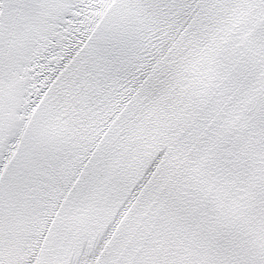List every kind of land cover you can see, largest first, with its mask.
<instances>
[{"label":"bare ground","instance_id":"bare-ground-1","mask_svg":"<svg viewBox=\"0 0 264 264\" xmlns=\"http://www.w3.org/2000/svg\"><path fill=\"white\" fill-rule=\"evenodd\" d=\"M102 1L103 2L101 3V5H99V11L97 12L96 17L94 18V21L92 23L91 30L93 29V27H95V24H99V20L97 22L96 20L101 17L102 14H104L113 0ZM81 3L82 0H71V7L69 11H67V14L65 16L61 14V18L64 19L65 25L62 28L64 30L60 31L58 40L54 41L51 39H47L45 42L39 44L40 46L32 49L28 54L26 60L24 61L25 65L23 68L22 77H20V79L18 80V84L21 85L18 88V91L20 92V98L24 99L25 103H29V106H31L32 103L34 105L38 103L41 97H43L52 80L55 79L58 74H60V71H62L66 63L70 61L72 56L78 52L77 50L79 49V46H83V44L87 42L86 37L89 32L83 33L82 35H80L81 37L79 36V38L74 41V43H71L74 45L71 46L70 49H65V46L69 44L71 35L76 33L70 29V27H72L70 26V24L73 23L72 20L75 13H78V10H80ZM97 5L98 3L95 4V6ZM161 5H163V2L159 4V7ZM153 18L156 20V24L158 25L157 29H160L161 31L163 30L164 39H167V36H170V27L168 23L159 20L157 14ZM137 21L139 23L138 26H136L135 28V25H132V27L130 26L129 29H131V31L137 29L139 31L137 33L142 35V37H150L151 34L149 32L143 29L142 31L140 30L142 28V25H144V21L142 19H138ZM161 31L159 33H161ZM113 33L116 32L114 31ZM111 37H113V35ZM115 39V42L113 41L112 43H106L105 47L107 53L109 49L113 47L114 43L115 45L119 46V38ZM159 40L160 39H157V41ZM154 50V53H157L158 56L164 53L162 51V47L160 46H158ZM132 67L133 65L131 66V68ZM113 68L114 67H110L111 77L113 76V70H115V68ZM99 73L100 76L95 79V82L92 85L90 83H85L86 87L88 85L89 86L85 91V97L83 98L82 105L78 107L77 105H75V112L66 111V114H72L69 118H61V116H57L55 125L52 127L51 125L37 126L35 123H33L31 118H27L28 115H26L24 111L28 110V106H26V109L24 111H19V116H22L23 119L21 121H18L17 125L12 130L13 132H9L8 136L6 137L7 142H9V146L7 145L5 147L6 155L1 159L2 163H4L9 158V156L13 154L15 149H19L18 146L21 142L19 138L22 140L24 146L29 145L28 148H31V151L33 153H38L36 149H39L38 147L40 145L46 146L47 149H45V152L42 151V153L36 155L39 163H41V169L39 170V173H37L36 178V183L38 184H34L32 182L20 184V182H17L18 175H15L14 178L11 179L12 171L10 169V166H7L8 163L2 165L4 167L7 166L6 168L9 169V173L7 175H4V179L11 184L10 189L15 188L16 182L19 184V188H22L23 190L26 189V192H13L12 194V201H18V206L30 196L31 191H36L38 193L40 192V195H38L36 202H34V205H32L33 207L31 211L33 212L31 214L33 220H31V222L17 216L18 208L12 205V201L8 205H6L4 209H0V216L4 213L6 222V236H3L2 238L0 237V255H5L10 252L16 258V254L12 250L13 246L5 243V241L2 240L4 238L8 239V231H13L15 234V239H19L20 241H22L21 255L25 254L27 256L25 258H28V260L35 256V254H37L36 257L38 256L45 260L50 255L51 246L47 245V242L45 240L46 237L41 240V242L38 244V246H36L35 249L36 238L41 233V222L48 221L49 223H53L54 219L56 220V222H58V219L56 217L57 209H53V207L57 205L59 200L63 202V199H61L60 196H57L56 200L58 201L55 200L54 203H50L58 193H54L49 190L51 186L54 185V182L58 179V176L66 173L71 176L75 175L76 177L78 174H80V172H82L84 168V165L82 164L90 157L89 148L91 144V141H88V137H86L84 134H87L89 128H93V126L96 125L99 119V117H97L96 115L93 116L92 114L105 108L109 110L110 108H114L115 106L117 107V105H115L118 103L116 98L106 95L107 93H109V91L104 92V86L106 83V67H102L99 70ZM138 74L139 73L135 72V70H133L132 68L128 76V81L123 79V75L121 74L119 75V77H117L119 87L121 85L125 86L121 89L123 93H127L126 89L128 90V92L131 90L129 84L131 81L138 78ZM72 75H78V73L73 72ZM19 95H16V98H19ZM80 95L82 97V92L80 93ZM34 105H32V107ZM69 106V109H71L72 102L69 104ZM13 116H15V111L12 110L11 117ZM109 120L110 116H108L107 118L104 117L105 123L103 125L105 126L106 123H109ZM102 121L103 118H101L100 120V125ZM57 122H60L61 125H59ZM30 130H32L33 132H31ZM81 136H83L84 138H82ZM2 137L5 138V135H3ZM46 166H50L52 168V171L54 172L50 176V169H44V167ZM42 180H46L47 185L41 192V186L39 187L38 185H40ZM48 192H51L53 194H49ZM54 194L55 196H53ZM28 220L30 219L28 218ZM1 228L2 227H0V231ZM65 228H68V225ZM25 230H28L27 232L31 233L28 238L23 236L24 233L22 234V236L20 235V233L24 232ZM48 231L49 228H47V233ZM51 231L52 230H50L49 233ZM75 241L76 242L74 243V247L69 249V254L67 253L66 256L69 257L68 264H92L94 257L98 252H100V248L105 243H107L108 238L106 240L101 238L99 239V241H95V245L93 246L91 241L85 243V237L82 233L81 237L78 236L77 240ZM89 244L93 246L92 251L89 250ZM79 245H82L83 247L80 249ZM58 250L59 249L55 245L54 255H56V252ZM17 253L19 252L17 251ZM60 254V257H63L66 255V252L61 251ZM10 257L11 256L6 255V258H4L3 261L10 262ZM15 264H19V260H17Z\"/></svg>","mask_w":264,"mask_h":264},{"label":"rangeland","instance_id":"rangeland-1","mask_svg":"<svg viewBox=\"0 0 264 264\" xmlns=\"http://www.w3.org/2000/svg\"><path fill=\"white\" fill-rule=\"evenodd\" d=\"M103 1L102 0H97V3H98V11H99V5H101V3H102ZM97 6H94L95 8L97 7ZM97 14V13H96ZM70 29L72 30V28L70 27ZM75 32V31H74ZM80 35H82V34H80ZM79 35V36H80ZM79 36L77 35V33H74V34H72L71 35V39H70V41H69V44L67 45V46H65V49H70L71 48V46H73L74 44H71V43H74V41H76L78 38H79ZM81 37V36H80ZM114 69V68H113ZM111 70H112V68H111ZM110 70V71H111ZM114 71V70H113ZM121 74V73H120ZM103 85V84H102ZM105 87V86H104ZM59 195V193L55 196V194L53 195V196H55L52 200H51V202L50 203H54V201L57 199V196ZM48 211H50V210H48ZM45 220V219H44Z\"/></svg>","mask_w":264,"mask_h":264}]
</instances>
